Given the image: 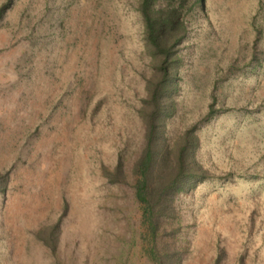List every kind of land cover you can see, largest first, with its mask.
Here are the masks:
<instances>
[{
  "label": "rangeland",
  "instance_id": "1",
  "mask_svg": "<svg viewBox=\"0 0 264 264\" xmlns=\"http://www.w3.org/2000/svg\"><path fill=\"white\" fill-rule=\"evenodd\" d=\"M140 4L0 0V264H264V0H183L171 76ZM163 85L205 177L153 243L134 167Z\"/></svg>",
  "mask_w": 264,
  "mask_h": 264
},
{
  "label": "trees",
  "instance_id": "2",
  "mask_svg": "<svg viewBox=\"0 0 264 264\" xmlns=\"http://www.w3.org/2000/svg\"><path fill=\"white\" fill-rule=\"evenodd\" d=\"M182 1L172 0L158 6L157 0H141L140 4L147 41L155 53L163 57L160 63L165 64L161 68L165 76H171L168 61L185 36ZM165 85L149 91L145 104L151 105V114L145 115L144 109L141 110V117L147 125L146 145L134 167L137 175L134 196L141 205L143 221L153 243L166 228L172 230L174 223L180 221L175 206L176 196L195 188L205 177L195 157L197 139L194 136L185 133L172 145L166 143L163 122L171 111L172 89ZM168 253H159L153 248L151 256L157 264H181L180 258Z\"/></svg>",
  "mask_w": 264,
  "mask_h": 264
}]
</instances>
